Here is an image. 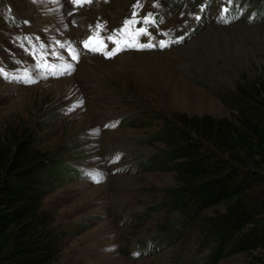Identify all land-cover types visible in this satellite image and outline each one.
Masks as SVG:
<instances>
[{
    "label": "rangeland",
    "instance_id": "1",
    "mask_svg": "<svg viewBox=\"0 0 264 264\" xmlns=\"http://www.w3.org/2000/svg\"><path fill=\"white\" fill-rule=\"evenodd\" d=\"M215 1L233 2L0 0V139L29 137L78 170L44 187L42 215L58 238L49 264L210 262L202 224L213 211L178 240L161 238L176 216L162 204L177 178L148 165L163 117L233 116L238 85L264 71V13L245 21L252 12L241 6L223 23ZM134 18L147 33L136 48L114 31ZM104 35L123 48L112 51ZM256 255L215 264H261Z\"/></svg>",
    "mask_w": 264,
    "mask_h": 264
},
{
    "label": "trees",
    "instance_id": "2",
    "mask_svg": "<svg viewBox=\"0 0 264 264\" xmlns=\"http://www.w3.org/2000/svg\"><path fill=\"white\" fill-rule=\"evenodd\" d=\"M237 3L264 13V0ZM235 93L233 116L163 117L154 137L162 148L148 167L172 171L177 178L162 204L176 216L164 225L171 234L161 238L178 240L185 227L212 210L203 216V240L211 252L204 260L215 264L257 250L264 264V71ZM10 142L0 139V264H49L58 238L52 221L42 215L44 187L78 170L69 156L43 151L34 139Z\"/></svg>",
    "mask_w": 264,
    "mask_h": 264
},
{
    "label": "snow or ice",
    "instance_id": "3",
    "mask_svg": "<svg viewBox=\"0 0 264 264\" xmlns=\"http://www.w3.org/2000/svg\"><path fill=\"white\" fill-rule=\"evenodd\" d=\"M82 2V0H73V3H81ZM84 2H90V0H84ZM133 16H135V12H133ZM144 19L147 21L148 19H149V17H144ZM25 23H27V21H25ZM123 24L124 25H129L130 24V21L129 20H127V19H125L124 21H123ZM99 27V26H98ZM140 33H142V34H145V35H147V33L145 32V30L144 29H140ZM163 41H161V45L163 46ZM152 45L151 44H147V45H140V47H151ZM85 47H89V44H88V42L87 41H85ZM91 50H93V51H96V50H98V49H96V48H92ZM109 55H111V53H109ZM73 58H76V56L74 55V57ZM69 67H71L70 65H69ZM0 75H4V77H5V79H7L8 78V76H7V74L4 72V70L3 69H0ZM27 82H34V81H32V78L30 77V76H25V77H23ZM135 255V254H134Z\"/></svg>",
    "mask_w": 264,
    "mask_h": 264
}]
</instances>
